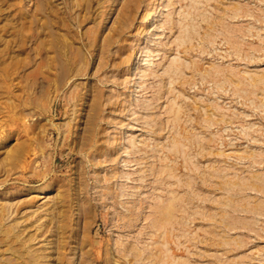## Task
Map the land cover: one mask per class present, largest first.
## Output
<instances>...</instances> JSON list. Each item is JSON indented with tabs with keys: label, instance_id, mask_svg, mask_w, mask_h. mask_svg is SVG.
Wrapping results in <instances>:
<instances>
[{
	"label": "rangeland",
	"instance_id": "374dc122",
	"mask_svg": "<svg viewBox=\"0 0 264 264\" xmlns=\"http://www.w3.org/2000/svg\"><path fill=\"white\" fill-rule=\"evenodd\" d=\"M33 261L264 264V0H0V264Z\"/></svg>",
	"mask_w": 264,
	"mask_h": 264
},
{
	"label": "bare ground",
	"instance_id": "6f19581e",
	"mask_svg": "<svg viewBox=\"0 0 264 264\" xmlns=\"http://www.w3.org/2000/svg\"><path fill=\"white\" fill-rule=\"evenodd\" d=\"M193 1V0H192ZM195 8V7H194ZM186 16V15H185ZM192 26V25H191ZM185 27V26H184ZM185 29V28H184ZM185 31V30H184ZM185 36V35H184ZM185 65V64H184ZM168 206V205H167ZM170 217V216H169ZM2 222V221H1ZM6 227V226H5ZM6 234V233H5ZM9 235V234H8ZM8 235H6V236H8ZM6 240V239H5ZM16 240V239H15ZM24 248V247H23ZM25 249V248H24ZM29 251V250H28ZM11 252V251H10ZM15 255V254H14ZM33 263H34V261H33ZM35 264V263H34Z\"/></svg>",
	"mask_w": 264,
	"mask_h": 264
}]
</instances>
